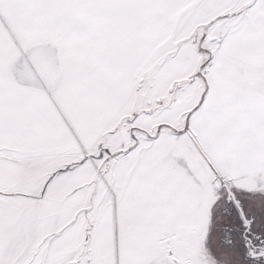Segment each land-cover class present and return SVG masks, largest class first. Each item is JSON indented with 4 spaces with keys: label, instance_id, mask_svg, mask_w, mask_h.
Listing matches in <instances>:
<instances>
[{
    "label": "snow or ice",
    "instance_id": "6c2138e0",
    "mask_svg": "<svg viewBox=\"0 0 264 264\" xmlns=\"http://www.w3.org/2000/svg\"><path fill=\"white\" fill-rule=\"evenodd\" d=\"M0 264H264V0H0Z\"/></svg>",
    "mask_w": 264,
    "mask_h": 264
}]
</instances>
